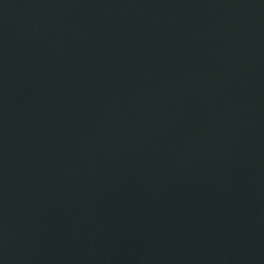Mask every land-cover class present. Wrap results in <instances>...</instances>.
Masks as SVG:
<instances>
[{
    "label": "water",
    "instance_id": "1",
    "mask_svg": "<svg viewBox=\"0 0 264 264\" xmlns=\"http://www.w3.org/2000/svg\"><path fill=\"white\" fill-rule=\"evenodd\" d=\"M0 264H264V0H0Z\"/></svg>",
    "mask_w": 264,
    "mask_h": 264
}]
</instances>
